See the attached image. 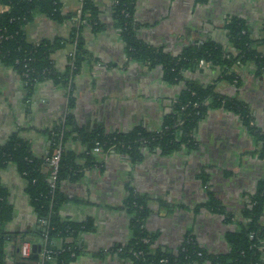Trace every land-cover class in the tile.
<instances>
[{
  "label": "crops",
  "instance_id": "1",
  "mask_svg": "<svg viewBox=\"0 0 264 264\" xmlns=\"http://www.w3.org/2000/svg\"><path fill=\"white\" fill-rule=\"evenodd\" d=\"M60 2L64 14L80 7V0ZM94 2L103 30L96 33L88 27L84 31L91 58L71 80L72 103L69 89L50 80L37 84L28 101L23 77L0 63V146L17 134L30 143L34 156L44 158L50 150L48 132L69 114L73 115L69 131L99 128L106 133H128L137 127L159 132L173 114L184 85L167 82L162 66L130 60L116 26L113 1ZM232 17L245 18L254 39L259 40L264 0H138L136 37L149 47L179 57L186 47L208 39L229 46L225 25ZM71 27V22L38 16L25 31L28 42L36 44L66 39ZM73 47L54 53L59 72L68 69ZM260 51L264 53V46ZM236 70L240 84L219 82L217 92L250 106L256 126L264 131V74L258 76L254 64ZM219 76L218 69L207 65L185 74L186 79L203 85L214 84ZM194 137L196 149L186 147L167 155L145 151L138 163L115 151H94L93 164L86 159V147L77 133L72 134L66 146L75 153L83 175L62 186L68 201L60 214L73 223L91 220L95 227L80 236L82 253L75 264H134L115 251L134 236L132 215L124 208L131 188L149 199L145 227L156 236L155 248L176 254L186 237L193 236L209 253L229 252L226 236L239 229L242 209L251 206L264 180V158L242 119L225 110L209 111ZM0 181L13 209L5 225V264H37L28 258L34 253L32 246L45 243L37 235L44 224L26 192V180L15 165H10L0 168ZM211 196L238 221L230 224L224 216L209 212L205 206ZM54 244L61 248L63 241L56 239ZM26 247L27 255L23 251Z\"/></svg>",
  "mask_w": 264,
  "mask_h": 264
},
{
  "label": "trees",
  "instance_id": "2",
  "mask_svg": "<svg viewBox=\"0 0 264 264\" xmlns=\"http://www.w3.org/2000/svg\"><path fill=\"white\" fill-rule=\"evenodd\" d=\"M81 1L82 16L76 22L74 18L77 11L64 14L60 0H0V63L14 68L23 77L28 101L37 84L50 80L69 89L72 103L71 80L91 58L85 46L84 31L88 27L96 33L103 30L99 9L94 0ZM112 1L116 26L126 42L129 59L149 63L151 67L162 66L166 81L183 84L184 88L174 103L173 114L166 119L159 132L150 133L142 127L128 133H106L99 128L91 131L75 128L71 132L69 127L73 126V115L69 114L48 132L50 150L44 158L34 156L30 143L17 134L6 145L0 146V168L10 165L18 168L26 180V192L31 198L32 206L41 224H44L37 235L45 243L41 245L40 251L32 253L28 258L37 264H75L82 253V247L78 243L80 236L95 230L91 220L73 223L63 220L60 214L62 206L68 201L62 186L67 182H76L83 175L75 153L66 146L73 133H77L78 140L86 147V159L93 164L96 163V147L102 152L115 151L126 155L134 163H138L144 158L145 151H159L167 155L186 147L196 149L194 135L200 121L211 110H225L242 119L264 158V131L256 126L250 106L237 98L222 95L216 89L219 82L239 85L238 67L254 64L257 75L264 74V53L260 51L264 46V24L262 37L256 40L252 27L245 18L232 17L225 25L229 46L208 39L186 47L179 57H174L137 39L134 15L138 0ZM38 16H45L58 23L71 22L70 35L66 39L29 43L25 28ZM70 45H74L75 50L69 55L68 69L61 73L54 65L53 55ZM203 65L220 71L214 84L203 85L186 79V73H195ZM59 148L62 151L59 180L56 188L52 189L49 159ZM148 201L147 196L133 188L128 190L124 208L132 215L134 236L128 245L115 248L122 258L130 259L134 264H263L264 180L259 183L258 190L251 199V206L242 209V221L235 220L238 217L220 205L214 196L210 197L205 206L209 212L224 216L227 223L238 221L239 229L226 236L230 247L228 253H209L193 236L186 237L176 254L155 248L156 236L145 227L149 213ZM12 216L13 209L8 203L7 191L0 181V264H5V225ZM56 239L63 241L61 248L55 246ZM45 248L52 253L43 261L41 255Z\"/></svg>",
  "mask_w": 264,
  "mask_h": 264
},
{
  "label": "built area",
  "instance_id": "3",
  "mask_svg": "<svg viewBox=\"0 0 264 264\" xmlns=\"http://www.w3.org/2000/svg\"><path fill=\"white\" fill-rule=\"evenodd\" d=\"M81 6H82V1L80 0V7H79L78 10H77V16L74 18V20H75L76 22H79L80 19H81V16H82V9H81ZM74 50H75V46L73 47V51H72V53L74 52ZM94 151H96V152H100L101 149H100L99 147H96V148L94 149ZM61 155H62V151H61V149L59 148V149L56 151L55 155H54L51 159H49V163H50V167H51L50 184H51V188H52V189H55V188H56L57 183H58V180H59V169H60ZM146 242H147V241H146ZM23 251H24V254H25V255H27L28 252H29L27 247L24 248ZM51 253H52V252H51L50 250H48V249L45 248V249L42 251V255H41L42 260L44 261V260L47 258V256H50ZM135 255H136V254H135ZM199 255L201 256V254H199Z\"/></svg>",
  "mask_w": 264,
  "mask_h": 264
},
{
  "label": "water",
  "instance_id": "4",
  "mask_svg": "<svg viewBox=\"0 0 264 264\" xmlns=\"http://www.w3.org/2000/svg\"><path fill=\"white\" fill-rule=\"evenodd\" d=\"M36 249H38V251H40V247H38L36 245L32 246V251L33 252H36Z\"/></svg>",
  "mask_w": 264,
  "mask_h": 264
}]
</instances>
